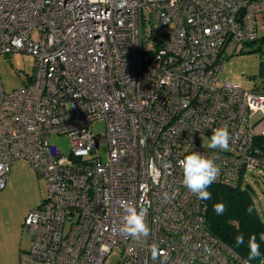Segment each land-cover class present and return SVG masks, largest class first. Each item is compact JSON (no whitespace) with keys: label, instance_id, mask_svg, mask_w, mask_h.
<instances>
[{"label":"built area","instance_id":"obj_1","mask_svg":"<svg viewBox=\"0 0 264 264\" xmlns=\"http://www.w3.org/2000/svg\"><path fill=\"white\" fill-rule=\"evenodd\" d=\"M260 28L264 0H0V53L33 57L27 83L6 91L0 80V189L18 158L47 188L25 217L32 243L20 264H111L114 249L115 264H244L207 229L178 161L212 158L214 183L231 187L264 174L254 144L264 90L221 77L222 54ZM221 126L228 151L200 138ZM53 131L69 138L67 153ZM102 144L106 162L95 154ZM124 201L147 208L143 242L118 230ZM153 245L165 255L153 259Z\"/></svg>","mask_w":264,"mask_h":264},{"label":"rangeland","instance_id":"obj_2","mask_svg":"<svg viewBox=\"0 0 264 264\" xmlns=\"http://www.w3.org/2000/svg\"><path fill=\"white\" fill-rule=\"evenodd\" d=\"M225 61L221 77L239 83L243 88L264 90V28L259 29V38L252 42L240 43L231 55L222 54ZM33 70V57L21 51L0 53V80L6 91L17 89L27 83ZM261 113L250 118L255 122ZM105 128L102 119L94 120L93 133H101ZM200 138L208 146L210 137ZM51 143L63 153L70 148V140L65 134L50 133ZM96 155L102 162L107 161V145L99 146ZM247 186L254 206L264 219V174L254 176L248 172L241 187ZM47 196L46 182L36 173L24 158L14 160L9 169L5 185L0 189V264H20L21 257L31 247L32 236L25 222L26 215L35 209ZM118 250L114 249L107 261L115 264Z\"/></svg>","mask_w":264,"mask_h":264},{"label":"clouds","instance_id":"obj_3","mask_svg":"<svg viewBox=\"0 0 264 264\" xmlns=\"http://www.w3.org/2000/svg\"><path fill=\"white\" fill-rule=\"evenodd\" d=\"M232 136L227 126L217 127L213 130L210 137L208 147L213 150L228 151ZM178 166L182 170L183 185L199 200L207 201L212 199V193L208 188L213 184L219 174L215 160L206 157L199 152L192 151L178 161ZM123 209L122 222L119 226V232L125 237H130L133 241L140 243L145 241L150 235V227L147 222V208L137 207L130 201H124L121 204ZM213 210L217 214H222L224 206L222 203L213 205ZM260 241H264V233L259 236ZM236 246L245 245V236L243 233L237 234L235 237ZM246 247L248 249V258L244 264H250L251 261L257 259L264 264V257L261 253V245L257 241V236L252 234L248 237ZM153 259L165 255L163 250L153 245L150 249Z\"/></svg>","mask_w":264,"mask_h":264},{"label":"trees","instance_id":"obj_4","mask_svg":"<svg viewBox=\"0 0 264 264\" xmlns=\"http://www.w3.org/2000/svg\"><path fill=\"white\" fill-rule=\"evenodd\" d=\"M254 144L264 151V134L256 136ZM208 191L212 193V199L204 202L206 204V227L210 233L246 259L248 258L247 239L255 234L261 245L262 257H264V241L259 239L260 234L264 233V219L254 206L250 189L247 186L231 187L213 183ZM216 203L223 204L222 214H217L213 210V205ZM240 233L245 236V245L238 247L235 244V237ZM251 262L261 264L260 259Z\"/></svg>","mask_w":264,"mask_h":264}]
</instances>
